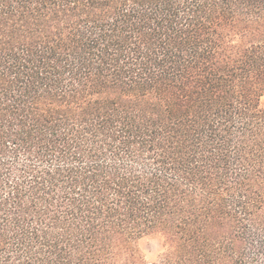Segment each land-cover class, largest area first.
<instances>
[{"label": "trees", "instance_id": "16d2710c", "mask_svg": "<svg viewBox=\"0 0 264 264\" xmlns=\"http://www.w3.org/2000/svg\"><path fill=\"white\" fill-rule=\"evenodd\" d=\"M264 264V0H0V264Z\"/></svg>", "mask_w": 264, "mask_h": 264}, {"label": "rangeland", "instance_id": "374dc122", "mask_svg": "<svg viewBox=\"0 0 264 264\" xmlns=\"http://www.w3.org/2000/svg\"><path fill=\"white\" fill-rule=\"evenodd\" d=\"M142 248L149 264H153L162 253V242L158 237H150L142 242Z\"/></svg>", "mask_w": 264, "mask_h": 264}]
</instances>
